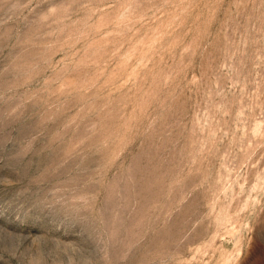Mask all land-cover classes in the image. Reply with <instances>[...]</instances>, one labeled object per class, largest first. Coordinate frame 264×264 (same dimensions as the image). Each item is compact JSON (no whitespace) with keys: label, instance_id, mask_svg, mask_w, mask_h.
<instances>
[{"label":"rangeland","instance_id":"1","mask_svg":"<svg viewBox=\"0 0 264 264\" xmlns=\"http://www.w3.org/2000/svg\"><path fill=\"white\" fill-rule=\"evenodd\" d=\"M0 264H264V0H0Z\"/></svg>","mask_w":264,"mask_h":264}]
</instances>
